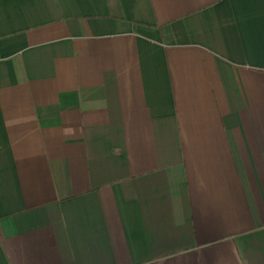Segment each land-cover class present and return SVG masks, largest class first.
<instances>
[{
  "label": "crops",
  "instance_id": "1",
  "mask_svg": "<svg viewBox=\"0 0 264 264\" xmlns=\"http://www.w3.org/2000/svg\"><path fill=\"white\" fill-rule=\"evenodd\" d=\"M0 264H264V0H0Z\"/></svg>",
  "mask_w": 264,
  "mask_h": 264
}]
</instances>
